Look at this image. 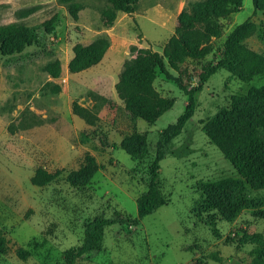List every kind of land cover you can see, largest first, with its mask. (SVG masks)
<instances>
[{"label": "rangeland", "instance_id": "obj_1", "mask_svg": "<svg viewBox=\"0 0 264 264\" xmlns=\"http://www.w3.org/2000/svg\"><path fill=\"white\" fill-rule=\"evenodd\" d=\"M67 1L82 4L76 18L64 0H0V25L23 21L37 34L20 53L0 55V264H65L95 216L135 218L158 132L187 102L176 82L157 73L155 89L174 105L149 125L125 109L115 84L140 50L163 54L180 13L206 0H138L111 26L102 16L107 0ZM247 19L256 32L245 44L264 55V15L242 0L217 19L221 33L211 38L209 55L176 71L167 64L169 72L195 85L201 69L219 59L227 34ZM100 34L110 41L102 60L70 72L73 47ZM56 60L53 77L45 67ZM263 87L264 76L244 83L222 68L210 76L160 162L162 205L137 224L106 227L101 250L77 264H250L256 253L264 260V188L245 183L202 131L220 108L231 123L255 120L264 113ZM37 170L54 177L33 184Z\"/></svg>", "mask_w": 264, "mask_h": 264}, {"label": "trees", "instance_id": "obj_2", "mask_svg": "<svg viewBox=\"0 0 264 264\" xmlns=\"http://www.w3.org/2000/svg\"><path fill=\"white\" fill-rule=\"evenodd\" d=\"M109 7L102 12L104 25L111 26L117 12L130 13L138 0H107ZM242 0H206L191 4V9L183 10L179 15L176 35L167 43L163 54L157 51L140 50L131 60L125 62L115 84V90L123 100L125 109L149 125H153L166 111L174 105L172 98L164 97L154 87L157 73L168 80L176 82L186 96L184 111L174 123L168 124L158 132L154 145L153 159L148 167L149 181L147 190L141 194L136 203L137 215L126 219L95 216L84 229L82 243L65 253V264H77L83 255L102 248L104 229L110 225L132 222L137 224L162 205L161 192L158 187L160 162L169 151L172 141L181 134L186 123L196 110V94L202 91L210 76L220 68L225 69L244 83H250L256 77L264 76V55L250 49L245 41L256 32V24L249 19L235 26L228 34L219 51L216 62H208L199 73L195 85H185L180 77L172 75L186 60H201L212 52L211 38L221 33L217 22L237 11ZM72 18L77 17L82 9L79 2L64 0ZM256 11L264 15V0H252ZM37 41L34 28L23 21L0 25V55L7 56L20 53L24 47ZM110 41L107 35L100 34L89 44H76L73 58L68 64L70 72H79L98 64ZM45 70L53 77L58 76L59 61L49 63ZM264 91V87H263ZM229 110L220 108L217 113L202 124V131L231 163L237 174L253 189L264 188V113L255 120L231 123ZM130 148H128V151ZM89 175L95 171L92 157ZM54 174L37 170L32 178L36 185L45 184ZM24 258V256H23ZM250 264H264L260 255L253 257Z\"/></svg>", "mask_w": 264, "mask_h": 264}]
</instances>
